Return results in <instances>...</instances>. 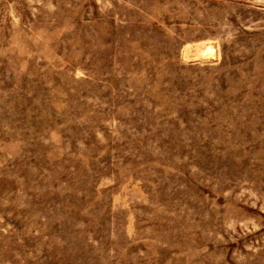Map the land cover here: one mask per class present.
<instances>
[{"label":"rangeland","instance_id":"rangeland-1","mask_svg":"<svg viewBox=\"0 0 264 264\" xmlns=\"http://www.w3.org/2000/svg\"><path fill=\"white\" fill-rule=\"evenodd\" d=\"M0 264H264V0H0Z\"/></svg>","mask_w":264,"mask_h":264},{"label":"bare ground","instance_id":"bare-ground-1","mask_svg":"<svg viewBox=\"0 0 264 264\" xmlns=\"http://www.w3.org/2000/svg\"><path fill=\"white\" fill-rule=\"evenodd\" d=\"M210 49V48H209ZM212 55V54H211Z\"/></svg>","mask_w":264,"mask_h":264}]
</instances>
